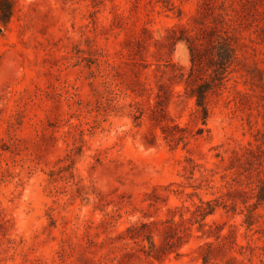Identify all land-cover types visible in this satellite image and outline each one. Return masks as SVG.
Instances as JSON below:
<instances>
[{"label":"rangeland","instance_id":"1","mask_svg":"<svg viewBox=\"0 0 264 264\" xmlns=\"http://www.w3.org/2000/svg\"><path fill=\"white\" fill-rule=\"evenodd\" d=\"M225 28L236 61L204 125L176 83L173 67L191 62L175 42ZM158 94L186 148L152 118ZM188 154L218 182L242 170L240 184L264 185V0H12L0 24V264H203L197 227L163 262L127 232L153 224L161 243ZM244 218L207 219L238 227L240 247L216 264H264V206L250 232Z\"/></svg>","mask_w":264,"mask_h":264},{"label":"trees","instance_id":"2","mask_svg":"<svg viewBox=\"0 0 264 264\" xmlns=\"http://www.w3.org/2000/svg\"><path fill=\"white\" fill-rule=\"evenodd\" d=\"M168 4L169 0H158ZM12 16V0H0V24H6ZM174 33V31H173ZM185 42L190 53L191 67L188 73L184 68L174 66L177 75V85L184 86L185 94L196 101V109L202 122L206 125L210 117V100L225 86L230 70L236 61V48L229 28L218 34L217 31H201L194 38H178L176 43ZM163 96L158 94L157 102L152 109V118L161 127L166 142L184 143L186 148L189 134L187 129L180 128L172 119ZM201 134H196L195 138ZM220 158L221 156H216ZM229 170L233 171L232 168ZM199 176L196 177V174ZM213 170L198 164L192 155L188 154L183 163L180 183L171 193L181 198V205L169 209L167 220L163 223L161 243L154 241L151 227L153 224H141L130 228L128 238L135 244L146 242L148 250L144 252L147 259L163 262L172 253H177L193 236L195 227L201 233L199 238L209 240L199 250L203 264H216V254L220 249L234 251L240 245L237 243L238 227L229 223L223 225L217 221L208 223L207 219L215 216L220 210L227 216L244 215L242 226L250 232L256 223V212L264 206V185L240 184L241 171L225 172L221 180H216ZM245 177V176H243ZM241 187V188H240ZM192 190L191 193H186ZM203 195L212 196L205 199ZM187 197L186 200H182ZM198 199V202L195 201ZM253 200V203L249 201ZM191 202L187 205V202ZM228 229L227 233H224ZM230 264H244L236 257L231 258Z\"/></svg>","mask_w":264,"mask_h":264}]
</instances>
